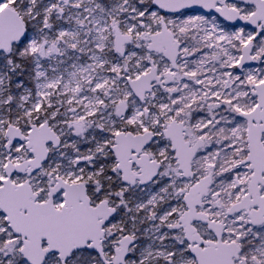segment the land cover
<instances>
[{"label": "snow or ice", "instance_id": "obj_1", "mask_svg": "<svg viewBox=\"0 0 264 264\" xmlns=\"http://www.w3.org/2000/svg\"><path fill=\"white\" fill-rule=\"evenodd\" d=\"M0 264H264V0H0Z\"/></svg>", "mask_w": 264, "mask_h": 264}]
</instances>
